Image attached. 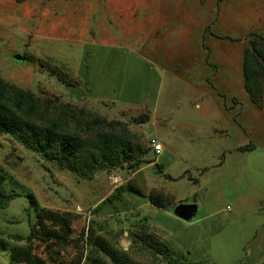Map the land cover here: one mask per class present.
<instances>
[{"label": "rangeland", "instance_id": "1", "mask_svg": "<svg viewBox=\"0 0 264 264\" xmlns=\"http://www.w3.org/2000/svg\"><path fill=\"white\" fill-rule=\"evenodd\" d=\"M253 40L264 48V0H0L6 95L35 100L37 125L136 148L131 163L74 173L0 135L3 191L21 195L0 208V264H28L24 252L114 264L96 243L120 264H264V80L255 102L243 68ZM179 204L197 216L177 217ZM45 210L69 218L47 223L60 239L46 240Z\"/></svg>", "mask_w": 264, "mask_h": 264}, {"label": "trees", "instance_id": "2", "mask_svg": "<svg viewBox=\"0 0 264 264\" xmlns=\"http://www.w3.org/2000/svg\"><path fill=\"white\" fill-rule=\"evenodd\" d=\"M257 43L256 40L251 42L253 47L252 49H246L243 59L246 89L255 102L261 98L262 90L260 86L262 80H264V48H259ZM6 92L4 88L0 87V135L11 136L40 157L54 161L59 166L74 173L96 170L97 167L106 163L116 166L124 162L131 163L134 161L136 148L131 147L126 137L102 139L98 144L88 145L83 138L64 131L58 123L45 127L35 124L32 122L31 117L36 113V101L26 96L18 98L7 96ZM150 149L153 150L151 146ZM3 183L4 177L0 173V208L7 206L10 199L21 196L17 193L6 195L3 191ZM25 197L32 207L37 206V201L32 194H26ZM164 202L163 198L153 200V203H156L159 207H165L166 203ZM38 217L40 226L44 232L46 230L47 235L45 237L47 241L60 239V234L56 230L47 228L48 222L54 226H59L60 229L66 228L70 222L67 216L49 210L39 213ZM11 238L23 240L21 236L16 235L11 236ZM96 246L114 264H120L119 257L112 250H107L100 243H96ZM0 251H7V245L2 240H0ZM24 253H22L23 257L20 258V262L24 261L28 264H33L32 260H35V263L37 262L36 258H32L29 252Z\"/></svg>", "mask_w": 264, "mask_h": 264}, {"label": "water", "instance_id": "3", "mask_svg": "<svg viewBox=\"0 0 264 264\" xmlns=\"http://www.w3.org/2000/svg\"><path fill=\"white\" fill-rule=\"evenodd\" d=\"M14 59L17 61H21L22 57H21V55L16 54L14 56ZM69 89H70L71 95H74L77 98H80L82 96V92L78 87L72 86ZM174 213L177 217H179L185 221H191L197 216L198 207L196 204H179L174 209Z\"/></svg>", "mask_w": 264, "mask_h": 264}, {"label": "built area", "instance_id": "4", "mask_svg": "<svg viewBox=\"0 0 264 264\" xmlns=\"http://www.w3.org/2000/svg\"><path fill=\"white\" fill-rule=\"evenodd\" d=\"M150 146L156 154H159L162 150V146L155 139L150 140Z\"/></svg>", "mask_w": 264, "mask_h": 264}]
</instances>
